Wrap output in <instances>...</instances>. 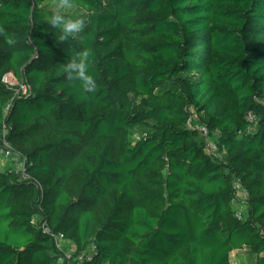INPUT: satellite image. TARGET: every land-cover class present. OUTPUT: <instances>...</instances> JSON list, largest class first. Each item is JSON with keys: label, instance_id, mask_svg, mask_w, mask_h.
I'll return each mask as SVG.
<instances>
[{"label": "trees", "instance_id": "1", "mask_svg": "<svg viewBox=\"0 0 264 264\" xmlns=\"http://www.w3.org/2000/svg\"><path fill=\"white\" fill-rule=\"evenodd\" d=\"M57 2L0 0V149L6 126L27 175L0 171V264H72L44 224L81 264H264V0H72L68 41ZM84 48L91 93L63 70Z\"/></svg>", "mask_w": 264, "mask_h": 264}, {"label": "clouds", "instance_id": "2", "mask_svg": "<svg viewBox=\"0 0 264 264\" xmlns=\"http://www.w3.org/2000/svg\"><path fill=\"white\" fill-rule=\"evenodd\" d=\"M73 6L72 0H58L55 7L47 17L48 23L59 30L58 39L68 41L76 37L85 28V20L82 16L66 14L65 9ZM9 44L14 43V38L9 37ZM90 51L87 48L74 52L68 61L64 64L65 78L69 82H79L85 93L94 92L97 87V81L88 71Z\"/></svg>", "mask_w": 264, "mask_h": 264}, {"label": "built area", "instance_id": "3", "mask_svg": "<svg viewBox=\"0 0 264 264\" xmlns=\"http://www.w3.org/2000/svg\"><path fill=\"white\" fill-rule=\"evenodd\" d=\"M2 83L6 89L13 91L14 97L29 98L32 95V88L27 83L24 77L18 78L12 73H7L2 77ZM9 109H10V104L6 106L4 115L7 114ZM248 118L250 119V121H254V116L252 114H249ZM188 126L193 127V125L191 124V120L189 121ZM196 127L198 128L200 135L202 136V138L205 140L207 144L208 154L221 158L222 152H219L218 144L216 143V141L212 139L211 131H209L206 126L199 125ZM8 133H9V128L5 126L3 145H2V148L0 149V171H1V167L3 166L4 160L10 159L14 155V148L12 147L8 138H6ZM20 164L22 165L21 169H19V171L17 172L15 171V173L18 174L22 179H27L26 169H25L26 159L24 157H23V161H21ZM234 185L238 191V195H237V198L234 199L233 204L238 205V202H240L239 201L240 197L245 198L246 191L242 189L238 180L234 182ZM238 212L240 211L238 210ZM43 229H44V232L49 233L54 238L55 245L59 251L65 253L68 259L72 257L74 259V255L70 250H76V247L71 241L67 240L62 234L51 233L45 224L43 225ZM66 247H70L71 249L68 250L66 249ZM79 258L83 260L84 255ZM79 264H81V262Z\"/></svg>", "mask_w": 264, "mask_h": 264}, {"label": "rangeland", "instance_id": "4", "mask_svg": "<svg viewBox=\"0 0 264 264\" xmlns=\"http://www.w3.org/2000/svg\"><path fill=\"white\" fill-rule=\"evenodd\" d=\"M138 104H139L140 109H144L145 108V106H144L145 105V99L140 98L138 101ZM191 124L193 126H199L198 117L196 115L193 116V118L191 120ZM139 134H140V132H130L128 135V138L131 141H134L139 137ZM21 161H23V155L19 151H17L16 148L14 147L13 157H11L10 159L4 160L3 166L1 167V171H5V170H9V169L13 170L14 172L19 171V169H21V167H22V165L20 164ZM243 200H245V198L240 197V202H238V205H234L235 206L234 208L236 210L243 211V206H242ZM66 249L70 250L71 248L66 247ZM70 251L74 255V259L72 261V264H74V263L79 264L80 262H82V260L79 257H81L83 255L91 257L94 253V247L89 246L82 254H79L76 250H70ZM248 261L254 262L253 256H251L250 250L247 248L234 251L231 255V263L232 264H245Z\"/></svg>", "mask_w": 264, "mask_h": 264}]
</instances>
